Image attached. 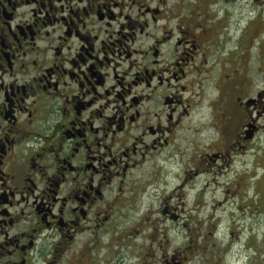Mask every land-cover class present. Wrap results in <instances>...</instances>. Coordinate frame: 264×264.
I'll list each match as a JSON object with an SVG mask.
<instances>
[{"label":"flooded vegetation","instance_id":"obj_1","mask_svg":"<svg viewBox=\"0 0 264 264\" xmlns=\"http://www.w3.org/2000/svg\"><path fill=\"white\" fill-rule=\"evenodd\" d=\"M153 2L0 0V264H230L181 247L153 261L156 243L146 262L122 241L145 232L130 219L171 141L200 131L186 127L195 116L215 127L210 96L201 112L194 102L216 89L209 48L204 70L193 65L207 29L194 37L179 22L192 38L176 37Z\"/></svg>","mask_w":264,"mask_h":264},{"label":"rangeland","instance_id":"obj_2","mask_svg":"<svg viewBox=\"0 0 264 264\" xmlns=\"http://www.w3.org/2000/svg\"><path fill=\"white\" fill-rule=\"evenodd\" d=\"M163 1L167 2L154 0L152 5L168 11L169 19L159 24L174 29L176 37L192 38L180 33L179 22L194 37L205 29L210 36L196 38L193 65L204 70L197 52L203 55L209 48L216 89L212 93L196 89L194 102H200L196 110L201 112L205 97L210 96L213 109L207 118L215 127L206 129L195 116L186 127L193 123L200 131H185L181 140L171 141L162 154L163 161L168 159L163 163L167 167L152 171V196L144 201L143 210L141 204L134 207L139 214L130 219L131 226L145 221V232L122 241L129 243L131 253L145 248L146 262H151V246L156 243L159 252L153 261L162 259V249L171 254L181 247L205 259L213 253L226 263L255 264L264 253V0ZM176 11L179 14L174 17ZM174 49L167 42L165 54ZM204 75L203 71L191 79L199 82ZM249 131L252 136L246 138ZM139 172L145 176L147 171ZM165 208L168 214L164 215ZM146 211L152 220L143 216ZM148 225H152L151 234Z\"/></svg>","mask_w":264,"mask_h":264},{"label":"water","instance_id":"obj_3","mask_svg":"<svg viewBox=\"0 0 264 264\" xmlns=\"http://www.w3.org/2000/svg\"><path fill=\"white\" fill-rule=\"evenodd\" d=\"M251 136H252V131L247 132V137L246 138H251Z\"/></svg>","mask_w":264,"mask_h":264}]
</instances>
